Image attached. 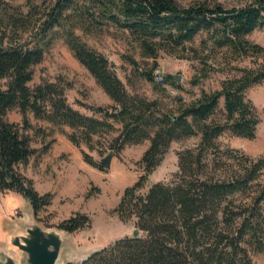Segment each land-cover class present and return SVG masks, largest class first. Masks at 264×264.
<instances>
[{"label":"trees","instance_id":"1","mask_svg":"<svg viewBox=\"0 0 264 264\" xmlns=\"http://www.w3.org/2000/svg\"><path fill=\"white\" fill-rule=\"evenodd\" d=\"M66 18H73L72 25L65 23ZM22 21L13 15L8 19L10 29L16 30L14 38L8 37L6 29L0 33V192L21 195L34 215L50 201L51 194H40L25 172L31 158L45 153L49 144L41 150L32 147L28 112L71 129H63L67 139L80 149L87 164L102 171L109 168L108 156L148 140L140 159L144 173L123 190L114 208L121 221L132 219L142 236L118 238L82 264H255L253 255L264 253V153L251 157L215 141L226 132L253 139L260 123L246 91L264 83V64L257 61L264 47L247 35L264 29V0L231 8L200 0L185 7L175 0H55L28 37L19 26ZM109 27L125 33L140 57L152 59L154 65L160 51L182 56L188 49L201 65L200 74L190 79L193 86L207 77L221 49L225 51L218 63H226L235 74L222 78L219 88L201 89L197 97L186 100L170 95L163 86L169 83L181 90L178 75H163L157 83L153 70H141L152 91L170 96L174 105L138 96L117 76L114 63L75 32L76 28L90 33ZM201 32L206 37L199 46L187 47ZM58 35L113 101L110 109L80 102L93 113L84 114L68 103L57 83L41 80L30 85L33 67L42 62ZM246 59L250 65H233ZM129 62L137 64L133 58ZM11 109L19 112L21 121L7 119ZM116 127L118 135L98 160L81 148L85 143L96 150L93 137ZM196 135L199 142L193 148L176 153L178 169L171 178L152 182L140 193L170 143ZM91 195L89 191L86 196ZM89 223L88 215L77 212L57 228L73 233Z\"/></svg>","mask_w":264,"mask_h":264},{"label":"rangeland","instance_id":"2","mask_svg":"<svg viewBox=\"0 0 264 264\" xmlns=\"http://www.w3.org/2000/svg\"><path fill=\"white\" fill-rule=\"evenodd\" d=\"M54 1L0 0V33H2L1 29H6L8 37L16 36V30H11L8 23V19L13 15L22 18L23 25L19 24V26L22 32L24 31V37H28ZM196 1L175 0V3L179 7H185ZM200 1L218 2L225 8H231L243 7L251 0ZM65 23L72 25L73 18H66ZM75 32L114 63L117 76L129 92L148 99L157 97L168 107L174 105L171 97L154 93L150 84L142 77L141 70L152 71L158 67L163 75H178L182 85L181 90L172 89L169 83L163 86L167 88L170 95L179 94L186 100L197 97L201 89L213 91L222 78L235 74V71L231 70L226 63H218L221 53L225 51L221 49L216 55L218 61L209 60L212 64L207 77L193 86L190 79L193 75L200 74L201 65L198 58H194L195 56L188 49L184 50L182 56L160 51L154 65L152 59L140 57L135 43L125 33L113 27L96 28L90 33H84L80 28H76ZM205 37V32L199 33L187 44V47L197 48L200 40ZM247 38L264 47V29H255L247 35ZM130 58L137 61V64L132 66L129 62ZM257 61L264 64V55L257 58ZM233 65L248 66L250 63L249 59H246L234 62ZM33 71L30 85L39 83L41 80L57 83L63 88L68 103L84 114L93 113L80 105V102L108 109L113 106V101L96 83L92 75L74 58L60 35L52 38L42 62L35 65ZM246 95L253 101L260 117L255 137L253 139L239 138L226 132L215 142L220 147L229 146L247 156L256 157L264 153V83L251 86L247 89ZM95 115L99 118L103 117L100 113ZM216 117H221V114L217 113ZM27 118L30 123L28 133L32 137V147L41 150L46 143L49 144L45 153L36 154L31 158L25 172L29 177L34 178V187L38 192L46 189V193H50L51 197L49 203L39 210L37 215H34L29 202L21 195L14 192H0V258L4 253H12L17 256V260H23L24 253L9 242L10 236L16 231H24L33 223L44 229L54 230L62 220L77 212L88 215L90 223L73 233L61 231L63 245L57 264L68 259L81 258L90 251L112 243L118 238L132 236V231L136 229L134 221L132 219L127 222L121 221L114 212V208L123 190L133 185L143 175L140 159L149 141L143 140L139 144L123 147L111 158L109 168L102 171L87 164L82 158L80 149L67 139L63 129L66 132H70L71 129L52 124L45 119L34 118L30 112ZM7 119L18 122L21 121V115L16 109H11L7 113ZM118 132L119 128L116 127L93 137L92 146L96 150L88 149L85 143H81V148L94 160H98L100 154L104 155L108 152L110 142L118 135ZM198 142L199 135L172 141L163 154L160 164L148 175L140 193H144L152 182L171 178L178 169L176 153L186 148H193ZM89 191L92 195L86 196ZM142 234L143 232L139 231L138 235L142 236ZM252 259L255 264H264V253L254 254Z\"/></svg>","mask_w":264,"mask_h":264},{"label":"water","instance_id":"3","mask_svg":"<svg viewBox=\"0 0 264 264\" xmlns=\"http://www.w3.org/2000/svg\"><path fill=\"white\" fill-rule=\"evenodd\" d=\"M111 157L112 155L108 156V159H111ZM32 214H34L33 211ZM61 231L64 230L60 228L54 230L44 229L36 223L30 224L24 231H16L10 236L9 242L17 250L24 253V258L22 261H19L15 254L4 253L2 258H0V264H57L63 245ZM138 233V229L132 231L133 236H137ZM98 249L90 251L81 258L68 259L61 264H82Z\"/></svg>","mask_w":264,"mask_h":264},{"label":"built area","instance_id":"4","mask_svg":"<svg viewBox=\"0 0 264 264\" xmlns=\"http://www.w3.org/2000/svg\"><path fill=\"white\" fill-rule=\"evenodd\" d=\"M152 75L155 82L160 83L163 81V73L160 71L158 67L153 69Z\"/></svg>","mask_w":264,"mask_h":264},{"label":"crops","instance_id":"5","mask_svg":"<svg viewBox=\"0 0 264 264\" xmlns=\"http://www.w3.org/2000/svg\"><path fill=\"white\" fill-rule=\"evenodd\" d=\"M258 85H260V84H258ZM218 86H219V85H218ZM218 86H217L216 88H219ZM216 88H215V89H216ZM31 178L34 179L33 177H31ZM39 192L42 193V194H44V193L47 192V190L45 189V190H41V191H39Z\"/></svg>","mask_w":264,"mask_h":264}]
</instances>
